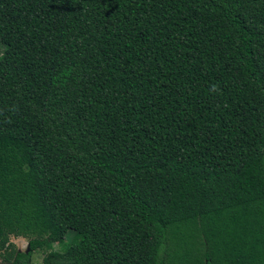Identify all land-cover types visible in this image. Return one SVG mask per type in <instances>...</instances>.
<instances>
[{"label": "trees", "instance_id": "1", "mask_svg": "<svg viewBox=\"0 0 264 264\" xmlns=\"http://www.w3.org/2000/svg\"><path fill=\"white\" fill-rule=\"evenodd\" d=\"M35 252L264 264V0H0L1 264Z\"/></svg>", "mask_w": 264, "mask_h": 264}, {"label": "rangeland", "instance_id": "2", "mask_svg": "<svg viewBox=\"0 0 264 264\" xmlns=\"http://www.w3.org/2000/svg\"><path fill=\"white\" fill-rule=\"evenodd\" d=\"M73 234L69 233L62 244L55 243L54 247L56 249H59V246H67L73 241ZM12 241L19 247L21 250H28L29 249V241L27 238L24 237H12ZM173 247V246H172ZM43 254L42 252H35L32 259V264H42ZM0 264H1V258H0Z\"/></svg>", "mask_w": 264, "mask_h": 264}]
</instances>
